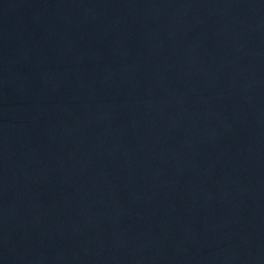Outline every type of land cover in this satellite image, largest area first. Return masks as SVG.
Here are the masks:
<instances>
[{"label": "water", "instance_id": "water-1", "mask_svg": "<svg viewBox=\"0 0 264 264\" xmlns=\"http://www.w3.org/2000/svg\"><path fill=\"white\" fill-rule=\"evenodd\" d=\"M0 264H264V0H0Z\"/></svg>", "mask_w": 264, "mask_h": 264}]
</instances>
